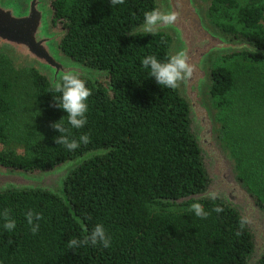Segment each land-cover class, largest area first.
<instances>
[{"label": "trees", "instance_id": "trees-1", "mask_svg": "<svg viewBox=\"0 0 264 264\" xmlns=\"http://www.w3.org/2000/svg\"><path fill=\"white\" fill-rule=\"evenodd\" d=\"M154 7L155 0H124L116 6L111 0H52L53 27L64 33L62 52L97 73L95 80L81 77L92 93L88 122L80 129L67 124L49 80L34 68H23L31 100L45 116L63 120L65 132L53 127L27 156L0 151V166L40 173L94 154L68 173L63 182L66 199L41 189L0 191V210L9 209L17 222L12 232L0 226V264H249L254 237L247 224L240 228L242 216L236 209L212 199L165 202L204 192L210 179L190 127L187 102L177 88L159 85L141 64L146 55L166 60L170 54L169 35L136 31L144 13ZM221 8L237 9L238 23L246 30L242 37L264 51V6L211 0L209 17ZM217 28L238 33L230 24ZM237 56L264 61V55L248 52L225 58ZM7 65L14 67L0 53L2 70ZM214 65L211 98L224 99L234 86V73ZM2 70L0 141L4 120L17 107L12 80ZM84 134L90 142L73 152L55 139L65 135L78 140ZM193 202L203 205L207 218L189 210ZM217 206L223 211L215 212ZM28 209L41 215L36 234L24 216ZM97 223L112 237L109 248L90 243L68 248L70 239L83 240ZM256 264H264V255Z\"/></svg>", "mask_w": 264, "mask_h": 264}, {"label": "water", "instance_id": "water-1", "mask_svg": "<svg viewBox=\"0 0 264 264\" xmlns=\"http://www.w3.org/2000/svg\"><path fill=\"white\" fill-rule=\"evenodd\" d=\"M155 1L157 7L165 6L177 13L172 25H161L155 33L169 35L170 54L183 50L193 69L177 89L189 106L190 127L210 179L204 192L165 202L181 205L190 200H210L208 194L216 193L215 200L223 201L247 218L254 237L249 264H256L264 255V207L239 178L236 162L221 140V124L212 105L210 88L211 69L219 58L242 52L264 55V51L217 28L208 17L210 1ZM52 17V0H0V53L15 68H34L51 84L50 77L58 79L66 72L95 80L96 72L64 55L60 47L64 33L54 29ZM136 31L144 33L141 27ZM93 154L40 174L0 166V191L41 189L66 199L63 182L68 173Z\"/></svg>", "mask_w": 264, "mask_h": 264}, {"label": "rangeland", "instance_id": "rangeland-1", "mask_svg": "<svg viewBox=\"0 0 264 264\" xmlns=\"http://www.w3.org/2000/svg\"><path fill=\"white\" fill-rule=\"evenodd\" d=\"M236 2L238 7L251 3L264 6V0ZM236 14L235 8H221L209 17L208 9V17L216 27L233 25L238 33L230 36L247 40L242 37L246 30L238 23ZM227 56L215 62V65L227 67L234 73L231 91L224 99L212 100V105L218 111L217 120L221 124L219 133L236 162L239 177L254 196L264 203V61L255 62L243 56L225 58ZM2 71L12 80L17 107L12 116L4 120L5 137L0 141V151L27 156L33 152L36 140L53 129L52 125L56 121L41 113L31 100L32 88L26 69L7 65Z\"/></svg>", "mask_w": 264, "mask_h": 264}, {"label": "clouds", "instance_id": "clouds-1", "mask_svg": "<svg viewBox=\"0 0 264 264\" xmlns=\"http://www.w3.org/2000/svg\"><path fill=\"white\" fill-rule=\"evenodd\" d=\"M124 0H111L113 6L121 5ZM177 19L175 11L167 9L165 6L154 7L146 11L143 16L141 28L144 33L154 34L159 26H170ZM143 68L148 70L150 76L155 78V81L165 88L175 89L179 82L192 74V67L188 63L187 56L183 50H178L174 54H169L166 60H160L155 55H146L141 60ZM52 91L59 95L54 97V101H58L57 106L67 113V124L74 129L83 128L87 124L88 104L87 100L92 94L91 89L87 86L86 81L77 73L66 72L58 79L51 78ZM64 121L56 122L52 126L59 132L64 133ZM58 143L62 144L69 152H73L80 147L81 144L87 145L90 142V137L87 134L81 135L78 140H70L65 135H60L55 138ZM208 197L212 200L217 199L216 193L210 192ZM191 212L196 217L205 219L209 212L206 211L203 205L199 202H193L190 205ZM214 211L220 213L223 209L220 206L214 208ZM29 230L36 234L40 229L41 215L28 209L24 213ZM0 220L3 224L0 225L7 232H12L16 228V219L10 214L9 209L0 210ZM248 220L246 217L239 219V226L242 229ZM91 246L100 245L107 249L111 246L112 237L107 233L105 226L102 223H97L90 233L83 240L72 238L68 241V248H76L81 244H89Z\"/></svg>", "mask_w": 264, "mask_h": 264}]
</instances>
